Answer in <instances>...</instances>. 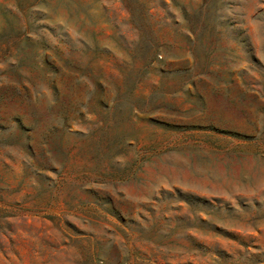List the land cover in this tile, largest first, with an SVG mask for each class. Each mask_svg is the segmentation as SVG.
<instances>
[{
  "label": "rangeland",
  "instance_id": "1",
  "mask_svg": "<svg viewBox=\"0 0 264 264\" xmlns=\"http://www.w3.org/2000/svg\"><path fill=\"white\" fill-rule=\"evenodd\" d=\"M0 264H264V0H0Z\"/></svg>",
  "mask_w": 264,
  "mask_h": 264
}]
</instances>
